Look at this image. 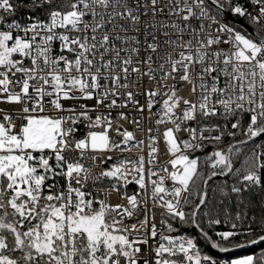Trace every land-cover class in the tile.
Here are the masks:
<instances>
[{
    "label": "snow or ice",
    "instance_id": "1",
    "mask_svg": "<svg viewBox=\"0 0 264 264\" xmlns=\"http://www.w3.org/2000/svg\"><path fill=\"white\" fill-rule=\"evenodd\" d=\"M257 190L264 0H0V264H264Z\"/></svg>",
    "mask_w": 264,
    "mask_h": 264
},
{
    "label": "trees",
    "instance_id": "2",
    "mask_svg": "<svg viewBox=\"0 0 264 264\" xmlns=\"http://www.w3.org/2000/svg\"><path fill=\"white\" fill-rule=\"evenodd\" d=\"M249 147H252V145H249ZM208 152L212 151V148L209 147L207 149ZM199 154V153H198ZM204 154H207V153H204ZM223 179H215L213 181V187H215V185H218L222 182ZM229 183H231V180H229ZM213 195L218 199L219 196H218V192L217 193H213ZM245 198L246 199H252L255 204L257 205L256 207V211L257 213H259V204L261 202V199L264 198V193H260L258 190L257 191H254L252 193H245ZM192 234L195 235V231L192 230ZM210 247V246H209ZM262 248H264V244L262 245H259V246H256L250 250H246V251H241V252H236V253H230V254H222V253H218L216 251H214L213 249H211V253L213 255H217L220 257V258H231V257H234V256H240V255H246V254H250L252 252H256L258 253ZM207 250V249H206Z\"/></svg>",
    "mask_w": 264,
    "mask_h": 264
},
{
    "label": "built area",
    "instance_id": "3",
    "mask_svg": "<svg viewBox=\"0 0 264 264\" xmlns=\"http://www.w3.org/2000/svg\"><path fill=\"white\" fill-rule=\"evenodd\" d=\"M185 92H186V89H185ZM114 115H115V113H114ZM136 115L137 114L135 112H130V116L135 117ZM142 123H144V121H142ZM125 127L128 128V130H130V131L133 130V126L131 124H125ZM137 135L141 136L142 134L141 133H137ZM257 143H260V141L257 140ZM133 151H136V149H133ZM161 159H164V157L161 156ZM136 190H137V186H135V185H131L129 187V189H128V191L130 193L133 192V191H136ZM112 202L113 203L117 202V198L115 196L112 198ZM130 222H132V223L136 222V218L133 217ZM157 222H159V217H157ZM216 230L217 231L227 230V226L224 225V224H221V225L217 226Z\"/></svg>",
    "mask_w": 264,
    "mask_h": 264
},
{
    "label": "water",
    "instance_id": "4",
    "mask_svg": "<svg viewBox=\"0 0 264 264\" xmlns=\"http://www.w3.org/2000/svg\"><path fill=\"white\" fill-rule=\"evenodd\" d=\"M215 179H223V177L214 178V180H215ZM262 244H264V243H258L257 245H249V246H247L246 248H243V249H241V248H236V249H233L230 253H236V252H241V251L250 250V249H252V248H254V247H256V246L262 245ZM213 250L216 251V252H218V253H222V252H219L218 249H213ZM230 253H222V254H230Z\"/></svg>",
    "mask_w": 264,
    "mask_h": 264
}]
</instances>
